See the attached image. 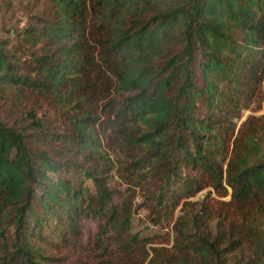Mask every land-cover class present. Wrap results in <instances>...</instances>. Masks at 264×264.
Returning a JSON list of instances; mask_svg holds the SVG:
<instances>
[{
  "label": "trees",
  "instance_id": "trees-1",
  "mask_svg": "<svg viewBox=\"0 0 264 264\" xmlns=\"http://www.w3.org/2000/svg\"><path fill=\"white\" fill-rule=\"evenodd\" d=\"M5 1L34 13L0 38V91L54 98L68 114L65 133L51 135L63 161L35 146L51 141L40 122L31 131L0 118L10 261L40 264L34 241L79 245L85 220L106 208L114 166L94 132L103 117L124 182L151 181L171 216L180 205L176 252L149 264H264V115L241 120L262 100L264 0ZM100 86L112 96L98 111ZM228 188V201L209 197ZM109 214L117 227L121 212Z\"/></svg>",
  "mask_w": 264,
  "mask_h": 264
},
{
  "label": "rangeland",
  "instance_id": "rangeland-1",
  "mask_svg": "<svg viewBox=\"0 0 264 264\" xmlns=\"http://www.w3.org/2000/svg\"><path fill=\"white\" fill-rule=\"evenodd\" d=\"M24 8L22 5L10 7L7 1L0 0V38L12 40L15 30L25 23L26 16L34 13V11L28 12L27 8L22 10ZM102 89L103 86H100V90ZM261 90V102L256 105V108L244 110L241 120L248 115H264V79ZM110 96L112 94H108L105 89L101 91V100L95 102L98 105V111L105 103H108ZM67 115V110L61 108L54 98L35 93L24 98V95H18L14 90L8 91L5 96V92L0 91V118L16 122L25 128L30 127L28 130L31 131L36 130L32 129V125L40 122L43 131L47 133L51 141L46 140L47 142L43 141L35 146L46 150L59 161L66 158L63 154L64 150L61 149L64 146L59 141H53L51 135L65 133L68 125ZM100 123L101 125L94 126V132L101 139L104 158L108 160L107 163L114 166L106 175L110 190L107 193L110 198L104 205L106 208L93 212L85 220L83 237L79 245L51 247L45 242L34 241V246L38 247L35 259L40 264H149L152 257L168 258L177 250L174 246L173 225L180 213V205L171 216L161 210L158 193L152 190L151 181L144 187L141 184L133 185L124 182L116 168L120 165V161H124L125 155L114 146L110 148L103 134L106 125L103 117ZM76 157L81 160L80 156ZM90 164L93 165L92 162ZM87 185L91 194L95 193L97 188L90 179L87 180ZM208 189L190 197L189 201L199 203L205 198ZM230 192L228 188V193L224 197H218L214 192L209 197L228 201ZM111 208L121 212L115 228L110 225L108 227L106 224ZM8 238L6 243L0 238V264L7 261L16 264L15 261H10L15 252V243L12 236ZM153 248L157 251L153 252Z\"/></svg>",
  "mask_w": 264,
  "mask_h": 264
}]
</instances>
